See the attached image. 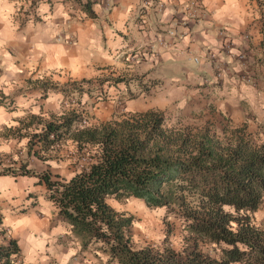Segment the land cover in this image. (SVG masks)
Wrapping results in <instances>:
<instances>
[{
	"label": "clouds",
	"instance_id": "obj_1",
	"mask_svg": "<svg viewBox=\"0 0 264 264\" xmlns=\"http://www.w3.org/2000/svg\"><path fill=\"white\" fill-rule=\"evenodd\" d=\"M262 45L264 0H0V264H123L100 205L88 202L81 215L65 199L104 163L105 126L155 117L173 139L210 129L222 148H237L242 134L250 150L264 151ZM171 147L173 159H191ZM155 155L146 150L144 158ZM169 188L206 211L201 200L209 198L187 180L162 190ZM102 202L115 223L129 221L120 232L130 253L183 257L195 238L196 251L217 264L225 251L246 254L229 264L256 255L240 239L192 231L200 221L177 203L153 204L123 186ZM214 208L230 217L224 228L233 236H264V191L255 208Z\"/></svg>",
	"mask_w": 264,
	"mask_h": 264
},
{
	"label": "trees",
	"instance_id": "obj_2",
	"mask_svg": "<svg viewBox=\"0 0 264 264\" xmlns=\"http://www.w3.org/2000/svg\"><path fill=\"white\" fill-rule=\"evenodd\" d=\"M160 123L158 118L152 117L143 124L124 121L123 125L117 127L105 126L99 134L106 145L104 163L99 166L93 165L91 175H86L80 183L73 182V187L65 193L66 200L71 196L68 204L75 205V211L81 215H84L88 202L95 200L100 205V218L107 220L116 230L115 235L121 247L113 251L121 255L123 264H217V262L196 251L199 245L195 243V238L192 247L185 250L188 255L183 257L171 249L165 250L167 255L164 257L153 255L150 248L140 253H130L120 232L129 221L115 223L111 210L102 202L104 192L118 191L121 186L131 189L138 196H147L149 202L153 204L177 203L184 215L200 221L190 226L192 231L197 234L204 232L212 239H224L228 243L240 239L248 243L256 253L255 256L249 257L247 264H264V236L251 229L242 230L239 236H233L224 228L230 217L221 215L220 210L214 208L220 202L235 203L238 208L244 206L255 208L261 192L264 191V151L250 150L248 140L242 134L235 138L237 148L232 149L230 146L222 148L214 134L209 135L210 129L197 132L195 135L188 130L187 135L180 134L173 139L165 136L159 129ZM49 127L50 130H55L53 126ZM87 135L93 140L97 138L96 132ZM153 140H156L154 149H148L149 142ZM173 145L177 153H187L191 159L182 160L178 156L173 159L171 147ZM146 150L149 155L154 150L155 158H144ZM192 152L196 155H192ZM141 165L150 167L138 171ZM177 177L187 180L193 189L201 190V196L209 198L208 204L201 200V208L206 211L200 213L192 210L185 198L177 197L170 188L162 190L166 182L170 183ZM44 179L47 180V176ZM86 184H90L91 187H86ZM48 186L51 188L52 184ZM180 190L186 189L181 186ZM88 211L90 212V209ZM67 215L71 219H77L71 214ZM80 223L82 224V221ZM82 227L91 230V225L82 224ZM12 245L15 247L14 241ZM224 255L228 259H225L223 264H229L230 260H241L246 254L235 250L225 251Z\"/></svg>",
	"mask_w": 264,
	"mask_h": 264
},
{
	"label": "rangeland",
	"instance_id": "obj_3",
	"mask_svg": "<svg viewBox=\"0 0 264 264\" xmlns=\"http://www.w3.org/2000/svg\"><path fill=\"white\" fill-rule=\"evenodd\" d=\"M169 232L172 230V226L168 225Z\"/></svg>",
	"mask_w": 264,
	"mask_h": 264
},
{
	"label": "crops",
	"instance_id": "obj_4",
	"mask_svg": "<svg viewBox=\"0 0 264 264\" xmlns=\"http://www.w3.org/2000/svg\"><path fill=\"white\" fill-rule=\"evenodd\" d=\"M262 46H264V45H262Z\"/></svg>",
	"mask_w": 264,
	"mask_h": 264
}]
</instances>
